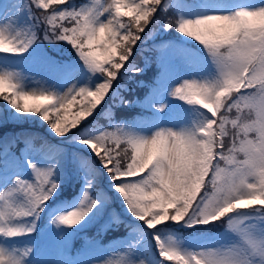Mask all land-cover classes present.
<instances>
[{
	"label": "clouds",
	"instance_id": "9594fccd",
	"mask_svg": "<svg viewBox=\"0 0 264 264\" xmlns=\"http://www.w3.org/2000/svg\"><path fill=\"white\" fill-rule=\"evenodd\" d=\"M62 2L63 0H40L41 6ZM111 3L92 0L90 6L80 10L85 13L90 9L106 12ZM142 3L148 7L151 0H142ZM159 6L160 4H155V7ZM154 14L155 11L142 23L141 30L152 22ZM58 15L64 18L66 14L61 12ZM67 15L72 20L76 19L71 13ZM91 19H95V16ZM185 23L194 27L199 25L200 30L182 31L181 25ZM165 27L175 28L182 35L202 45L216 69V74L211 79L183 80L170 93L173 98L202 109L203 113L191 126L179 129L161 127L151 135H140L115 128L114 131H104L92 139L83 140L82 143L92 147L97 155L105 149V155L112 152L118 157V167L126 166L131 170L143 166L149 160V148L160 142L161 150L152 156L142 173L144 175L140 174L143 177L140 186L144 191L162 187L160 178L167 175L170 182L176 183L177 191L181 195L180 199L174 201L176 207L169 210V221L184 223L187 227L223 222L226 229L237 237L231 244L201 250H182L174 242L164 243L157 237L159 254L163 260L175 261L176 264H264V221H248L247 217L237 215L246 210L264 211V4L195 18H173L166 22ZM49 31L52 36L45 39L61 40L58 31ZM14 40L19 41V51L6 48L4 41L0 40V52H23L30 45L28 40L32 42L31 37L24 40L21 36L19 40ZM139 40L140 36L137 35L136 41ZM135 45L134 43L132 46ZM0 83H4L2 78ZM15 83V87L9 85L10 95H0L12 109L20 113V96L29 92L21 90L20 84ZM103 87L104 82H101L95 88L99 91ZM73 89L74 86L69 87L65 93ZM104 100L105 98L101 100V104ZM159 107L162 111L164 106ZM52 184L55 189L58 188L57 183ZM114 187L135 219L148 229L156 227L155 220L162 211L145 216L141 210L142 206L154 201H142L138 198L129 201L126 190L115 185ZM258 188L259 191H256ZM52 192L49 189L47 199H50ZM252 200L258 203H249ZM18 206L32 209V202L26 198ZM91 208L89 203L60 212L49 223L56 228L73 227L66 225L65 219L75 215L79 217V224ZM182 209L180 219H172ZM169 221H162V224ZM12 226L19 232L35 231L34 224L27 228L22 225ZM0 231L6 232L7 229L0 227ZM31 251L32 247L28 246L21 257H6L4 251L0 250V264H24V259ZM129 264H144V261H133Z\"/></svg>",
	"mask_w": 264,
	"mask_h": 264
},
{
	"label": "rangeland",
	"instance_id": "374dc122",
	"mask_svg": "<svg viewBox=\"0 0 264 264\" xmlns=\"http://www.w3.org/2000/svg\"><path fill=\"white\" fill-rule=\"evenodd\" d=\"M172 1L182 12V18H195L193 13L199 14L194 8H189L186 3L187 0H170V2ZM105 2L111 3V0H101V3ZM126 2L131 3L132 0H126ZM231 2L233 1L231 0ZM82 3L83 5L79 8L72 7L66 9L63 7L61 10H78L90 6L92 0H86ZM217 4H222L221 0ZM260 4H264V0H256L245 7H255ZM56 6L52 5V7ZM36 8L40 7L37 6L35 0H0V31H3L6 37L9 36L17 40L21 36L24 40H27L29 37L32 38V42L23 52H0V74H11L16 82L20 84L21 90L28 91L29 93L35 90L37 94H39V91H45L62 95L72 86H74V89L81 87L94 89L99 83L103 82L105 77L98 72L94 73L90 71L77 52L67 54L71 55L69 63H65V65L57 64L55 57L56 54L60 53L59 40L45 39L46 34L52 36V32L48 31L47 33L46 28L50 26L43 21L42 14ZM232 10L231 3L226 6L213 5L208 14L230 12ZM46 14L50 15L47 12ZM107 15L105 13L101 19H105ZM37 17L40 18V22ZM122 22L125 23V21ZM36 39H41V42L45 43L48 47L41 51L39 47H36ZM16 43L19 44V41ZM28 53H30L29 56H27ZM59 55L63 57V53ZM161 55L168 61L169 65V68L163 72L162 77V81L168 85V89L163 92L161 97L155 95L159 89H153V94L151 93L145 98H138L141 94L140 91L131 89L128 83L131 81L128 75L130 72L129 68H132L129 66L130 61L125 62L126 67L122 68L120 73H118L117 78L112 83V88L106 94L104 102L100 103L93 110L92 115L82 119L77 128L70 129L69 133L64 136L56 134L50 125L38 114L17 113L0 95V129L4 122L10 121L12 124L19 122L24 127H26L25 125H29L39 130L43 129L53 139L67 140L69 144L75 147L70 150L63 144L52 143L49 139L43 141V136L39 133L35 135L26 131L24 133V141L27 147L25 148V156L23 155L21 158L15 151L18 143L11 135H6L0 141L6 158L4 161L5 168L0 169V197H3L6 192L16 187L17 179L28 183H36V175L33 172V168L30 167V165H34L37 169L51 170L50 181L58 184V188L50 196L51 201L48 200L41 206V209L49 207L50 202L60 198V190L63 185L69 184L71 181V186L75 185V178L80 176V174L82 175L79 178L80 191L74 196V202L67 204L69 206L63 209L54 207L51 210L49 221L60 212L76 208L86 191L91 199L98 202L88 216L74 227L62 226L56 228L51 223H48L47 228L41 232L44 236V240L41 241L33 234L38 231L39 225H42L44 215L38 214L37 211L28 217L15 218L11 222L13 225H22L27 228L34 224L35 231L31 233L24 232V234L15 237L0 235V250L4 251L6 257H21L22 252L27 251L28 246H31L32 251L24 259V264H101V262L109 261L114 262V264H129V262L133 261H144V264H176L175 261H166L161 258L157 247V239H154L153 235L155 238L159 237L160 240H164V243H168L169 241L174 242L182 250H201L228 245L236 241L237 237L231 231L229 232V230L224 233V236L217 239L220 240L219 242L213 241V236H218L219 233L217 231L222 229L220 222L195 227H187L183 223L186 229L182 228V231L187 232V236H191L190 238L183 239L181 234L171 231L173 229L163 234L158 231V227L161 225L148 229L142 225V222L133 218L127 220V224L133 225V227L124 237L105 244L100 239L88 235V237H84L85 242L82 251L80 253H72V249L77 243L75 239L76 234L81 232V230H84V232L94 230L100 224L104 226L101 232L103 236L106 231L110 230L108 228L117 224L121 215L125 218L121 211L115 209L113 206L114 197L104 186L103 174H100V171H95L98 169L95 161L92 159L93 157L86 156L83 150L78 149L87 148L90 154L94 156L91 149L82 143V141L92 139L104 131H114L115 128H122L129 133L140 135H151L154 130L161 127L179 129L183 126H191L192 122L203 113L202 109L173 98L170 93L183 80L193 78L197 80L211 79L216 74L213 63L205 60L194 51L185 52L183 47L178 43H171L165 49V53ZM124 90L135 92L133 95L134 103H142L154 111L155 107L164 106L162 110L164 119L160 122L156 120L159 116L158 114L153 117L144 115L130 122L127 120L122 122L114 121L112 123L113 127L109 128H96L94 126V129H92L87 126L100 113L104 112L108 116L112 112L111 98L118 100ZM8 91L11 93V90ZM80 99V97H77L78 102ZM21 104L22 107L25 105L32 107L34 105H44L47 102L28 99L21 100ZM79 109V103L74 105L68 113V119H73L74 114ZM50 119H54V116L50 115ZM10 129L8 130H13L12 127ZM87 130H94V132L88 133ZM71 136L73 137L71 138ZM35 138L37 139L34 140ZM67 142L65 141V143ZM36 143H39V145H36ZM73 155L77 156L75 157L76 163L72 160ZM139 178L138 176L128 179ZM65 186L67 187L68 185ZM110 189H113V187ZM115 192L117 191L115 190ZM25 199L22 193H14V201L10 202L22 205ZM2 208L3 203L0 201V210ZM254 212V210H246L237 215L247 217L248 221H263L260 218L255 219ZM113 228L116 229V226ZM78 239L80 240L81 238ZM149 242H152V245H149Z\"/></svg>",
	"mask_w": 264,
	"mask_h": 264
},
{
	"label": "snow or ice",
	"instance_id": "6c2138e0",
	"mask_svg": "<svg viewBox=\"0 0 264 264\" xmlns=\"http://www.w3.org/2000/svg\"><path fill=\"white\" fill-rule=\"evenodd\" d=\"M162 0H151L148 7H145L142 0H132L131 3H127L126 0H112L111 6L108 11L103 12L90 9L87 13L82 12L80 9L76 10H61L58 7H53L51 14H44L43 21L50 26L46 28L47 33L51 29L53 32H59V38L61 40L68 41L73 47H75L80 59L92 72H102V76L105 77L104 85L99 91L89 89L87 87L73 89L63 95H56L54 93H45L43 91L31 92L27 95H21V100H43L46 101V105H34L29 107L23 106L19 114H33L39 113L42 119L47 122L51 129L59 136H64L69 133L70 129L77 128L80 121L89 116L90 113L96 109L97 105L101 103V100L105 98V93H109L112 88L113 81L117 78L120 70L124 68L125 62L130 61L132 55L133 44H136L137 35L141 38V33L145 29H142V21L146 22L149 17L152 16V12L157 11L155 4H161ZM68 0H63L62 3L46 4L41 6L40 0H36L38 7L45 10L49 9L52 5H66ZM259 6V5H257ZM255 6V7H257ZM114 8V11H113ZM127 9V11H122ZM139 11V14L137 12ZM64 12L66 15L64 18L58 15V13ZM76 16L75 20L71 19L70 15ZM107 13L105 19H101L104 14ZM131 15V19L124 23L121 17H127ZM95 16V19L91 17ZM83 17V18H82ZM40 22V18H38ZM63 21H71L72 26L66 27ZM78 22V23H77ZM133 28L135 31H133ZM182 31H199L200 26H193L185 23L181 25ZM48 35L46 34L45 38ZM0 40L4 41L6 48H12L17 51L20 50L19 44H17L14 38L6 37L3 31H0ZM31 40H28V44ZM26 47V46H25ZM127 53V55H126ZM118 57V59H116ZM123 65V67H121ZM139 69H133L138 71ZM0 78L4 83H0V93H3L5 89L11 90L9 85L16 86V80L11 74H0ZM115 78V79H113ZM110 85V88L108 87ZM77 97H80V101H77ZM55 100V103L53 101ZM15 103V100H13ZM80 104V109L74 114L73 119H68V113L71 111L74 105ZM8 104V103H7ZM208 107H211L210 105ZM50 115L54 116V119H50ZM86 145V144H85ZM88 146V145H87ZM89 147V146H88ZM94 147V146H93ZM94 155L100 160L102 166H106L105 169L109 171L110 176L115 182L114 185L117 188L126 190V195L129 201H134L137 198L142 201H154L151 204L142 206L141 210L145 216L154 215L156 211H162V214L157 216L155 220L156 227L162 224V221H169V210L176 207L174 201L181 198L180 193L177 191V185L175 182H170L167 175H162L160 178V185L162 187H155L151 191H144L140 185L143 182V177L140 175L145 172L147 164L151 161V158L155 153L161 150V143L157 142L149 148V160L145 162L143 166L135 167L128 170L126 166L118 167L117 159L112 152H108L105 155V151H100L99 155L89 147ZM103 153V154H101ZM33 168V172L36 175V183H28L26 181L17 179L16 187L0 197V201L3 203V208L0 210V227H6L7 231H0V235L7 237H15L24 234V232L17 231L12 225V221L15 218L28 217L35 212L41 210V206L44 205L49 199V189L55 190V186L50 181L51 170H42L35 168L34 165H30ZM139 179H128L136 178ZM259 191V188L256 190ZM14 193H22L25 198L32 202V209L21 208L14 201ZM91 204V211L96 207L97 201L89 197L87 191L84 193L80 204L77 207H83L86 204ZM249 203L257 204L258 201L252 200ZM90 211V212H91ZM178 212L172 219L179 220L182 213ZM89 212V213H90ZM88 213V214H89ZM88 214L85 216L87 217ZM84 217V218H85ZM83 218V220H84ZM77 216H69L65 219L66 225L76 226ZM154 227V228H156ZM153 229V228H152ZM18 264V262H13Z\"/></svg>",
	"mask_w": 264,
	"mask_h": 264
},
{
	"label": "trees",
	"instance_id": "16d2710c",
	"mask_svg": "<svg viewBox=\"0 0 264 264\" xmlns=\"http://www.w3.org/2000/svg\"><path fill=\"white\" fill-rule=\"evenodd\" d=\"M83 1H86V0H70V1L68 0V3L66 5H58L56 7L60 8V9H62L63 7L66 9H70L72 7L79 8L80 6L83 5V3H82ZM164 1L165 0H162L160 6L157 8L156 13L152 17V22L145 28L144 32L141 33V38L139 41L136 42V45L134 46V48L132 50V55L130 57L129 66H131L132 68H129L130 72L128 73V75H129V78H131V81H129L128 83L131 87H134V85L137 86L138 90L141 93L140 94L141 97H143L147 93L148 85L150 84V81H151L152 76H153V72H154L155 67H156L154 59H155V53L158 52L157 45H160V43L162 41L166 40L167 37L176 36L175 32H174V28H166L165 24L170 19H173V18L179 19L178 13L169 4L165 5ZM35 2H36V0H35ZM52 8L53 7L50 6L49 9H47V10H45L43 8H36V10L39 13H41L42 16H44V14H46V12L51 14ZM125 11H127V10H125ZM130 19H131V15L121 18V20L125 21V23H127ZM62 23H64V25L66 27L72 26V23H70L69 21H63ZM142 23H143V21H142ZM133 31H135L134 28H133ZM177 33H178L177 35L179 37L184 36L179 32H177ZM190 42L192 45H194L193 41H190ZM58 45L60 46V53H58L57 58H60L59 54H61V53H63V58H66L67 54H69V53L73 54V53L77 52L76 50H74V48L71 46V44L66 42V41L59 40ZM45 46H47V45L45 44ZM117 59H118V57H117ZM133 69H139V70L133 71ZM143 83H145V84H143ZM126 91L127 90H124L120 94V97L118 100H114L113 98H111L112 99L111 100L112 112L108 116L104 112L100 113V114L96 115L91 120V122L87 124V126H89L92 129H94L93 128L94 126H96V128L113 127L112 123L114 121L122 122L126 119L131 120L133 118L134 114L140 112V108L138 106L132 105V103L134 101L133 95L135 94V92H133V91L132 92H129V91L126 92ZM2 94L10 95V93L7 91H4ZM44 105H46V104H44ZM25 126L26 127H24V125L20 124L19 122L14 123V124H12L10 121L4 122L2 124L1 129H0V140H2L6 135H12L16 141L22 142V139L25 135L24 133L27 131V132L34 133L35 135L39 133L41 136H43L42 137L43 141H46L47 139H49V140H51L52 143L63 144L67 148H69L70 150L75 148L73 145L69 144L67 142V140H55V139H53L52 136L50 134H47L45 132V130H43V129H42L43 130L42 131L41 129L40 130L36 129L33 126H29V125L28 126L25 125ZM10 127H12V129H13L12 131H9V130H11ZM87 132L93 133L94 130H87ZM72 137L73 136H71V138ZM36 139L37 138H35L34 140H36ZM65 141L67 143H65ZM78 149L83 150V152L85 153L86 156L89 155V156L93 157L92 159L95 161L96 167L98 169L95 171H98V172L100 171V174L101 173L103 174L104 186L107 188L108 192L114 197L113 206L115 207V209L121 211V213L125 216V218H123V216L121 215V218H119V220L117 221V224L114 225V226H116V229L111 228L110 231L105 233V235H106L105 237H107V238L113 239L114 237H119V235H122L124 232L126 233L128 230H130L133 227V225L131 226V225L127 224V220L133 219L134 217L128 211L126 204H125V201L123 200L121 194L118 191L115 192V187H114L115 182L113 181L112 177L110 176L109 171L106 170L104 166H102V164H101L100 160L97 158V156L91 155L87 148H78ZM75 157H77V156L73 155L72 160H73V162L76 163ZM80 177H82L81 174H80V176H77L75 178V180H76L75 185L71 186V182H72L71 181L69 184H65V185H68L67 187L65 185H63L61 187V190H60L61 195L59 196L60 200L57 201L55 204H57L61 201H65L67 203H72L74 201V196H76L80 191V187H79V185H80L79 184L80 183L79 178ZM111 187H113V189H110ZM142 225H144V224L142 223ZM182 228L186 229L185 225L183 223L177 224V223L169 221L167 223L161 224V226L158 227V231L160 233L165 234L167 231L173 229L171 231H176V233H178V234L187 236V232L182 231ZM153 237H154V239H156L154 235H153ZM79 243H80V241H77L76 247L78 246ZM149 245H152V242H149ZM154 245L156 246V244H154ZM157 247L159 249L158 244H157ZM165 264H169V263H165Z\"/></svg>",
	"mask_w": 264,
	"mask_h": 264
}]
</instances>
